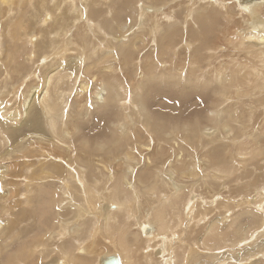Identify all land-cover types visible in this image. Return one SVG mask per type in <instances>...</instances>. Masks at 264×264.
Wrapping results in <instances>:
<instances>
[{"label": "rangeland", "instance_id": "374dc122", "mask_svg": "<svg viewBox=\"0 0 264 264\" xmlns=\"http://www.w3.org/2000/svg\"><path fill=\"white\" fill-rule=\"evenodd\" d=\"M87 1L88 0H73L74 4L79 7H76L79 10V13L82 14V17L77 19L81 24L80 26L75 24V22L70 18L71 10L69 9L72 8L73 4L69 3V0H25L24 2H18L19 4L16 3L15 5H13V7L11 8L13 10L12 13H10L11 15L9 14V10H7L8 15H0V44L2 46L0 48V80L2 79L0 81V83L2 84H0V140H2V142L0 141V189H2V191H0V221H2V226L0 227V264H56L60 259V256H62V253L58 251L62 233V230H59V226L61 225L62 228V224L64 222L62 221V219L69 222L67 224L68 226L73 223L72 220L74 218V215L71 214V210L68 208L69 203H66L64 205L66 209H63L64 206H62L61 204L68 201L70 203L72 202V204L81 203L84 208L86 206L84 205V201H86V195L80 192V187L78 186L77 182L80 183L81 181V183H83V181L86 180L85 182L89 183L90 187L86 185L85 182L83 183V185H86V188H90V190L89 188L87 189L91 191L90 194L93 193L99 196L107 195L106 189L108 188H111L110 190L108 189L109 191L114 190V184L116 183V177H113L111 182L107 181L104 185L100 183L98 184V180H95V182L92 183L91 181L93 177H89V174L86 172V167H84L83 164L77 162H74L73 165H71V163L68 164V162H65L66 157L61 150H57V152L51 144L49 145L47 143L40 142L35 138L33 139L32 134L30 133L35 131L37 127L40 126V123H38V125H35L36 121L39 122V120L35 118V115L31 116L30 120L32 121L26 118V116L34 114V111L30 110L29 113L25 115L26 108L24 105V101L26 100L28 92L30 91L31 85H37L39 87V90L41 91L44 88L47 75L49 76L53 73H57L61 74L64 78L65 75H70L69 80H63L61 83L60 91L65 93V102L62 105V112L65 113L64 115L61 113V111H59V113L61 114L60 121L62 119L61 129L64 128V122L67 120L68 115L70 120L66 122V129H68L72 124H77H75L77 126V135L70 141V145L74 146L70 150L71 157L76 158V156L79 155L82 157L84 156L85 150L82 149L79 145V142L81 140H88L91 143L90 146H92L98 143L99 140V142H103L110 141L116 138L115 140L117 143L121 141V143L123 144V149L120 151L121 154L119 155L120 158L115 156L114 151H110L111 149H105L102 152H99V156L101 155L104 163H106L107 165L109 163L111 167L117 165L121 157L128 151L133 152L138 158L140 156H142L143 158L152 156L153 145L151 139L154 137L151 135L155 134V130H160V123H163L168 130L171 129L170 131H174V127L176 125L187 124L190 127H194L195 129H197L201 134V130L204 127L217 129L216 125L210 124L207 120L208 116L210 115V111L221 110L229 103H233L234 107L238 109L242 107L245 108L249 103L253 104L254 102V99H252L253 95L248 84H246L245 87L246 89L250 90V97H240L241 102L239 103H241L242 106H240L239 103H236V100H228L222 102L221 97L223 93L215 94L210 89V87L208 88L205 86V83L209 81V75L207 73L211 72V69H208L207 66L203 67V70L201 72H197L195 80L188 83L185 82L187 80L186 76L190 72L186 61L190 58L192 47L193 49L197 47V64L199 66H203L205 61H208L207 59H205L204 61V54L206 51L205 49L222 44L220 41H218V37H220V34L216 30H223L224 27L228 29L230 26H232V24L234 25L233 28H236L239 25V19L234 18L233 21H225L223 20L225 13L219 12L216 8L208 10L206 5H203L202 3L200 4V2H196L193 4V6H197L195 8L196 10L203 9L206 13V16H212V18L214 19H212L211 21L208 20L207 22L203 23V25L197 23L196 28L193 24L189 25L190 27L188 28V30L190 29V36L185 35V32L182 33L184 35V38L187 37V40L183 42L179 41V44H176V42L173 43L170 52L166 51L165 56H170L172 60L171 62L169 59H166V65H160L158 61H156V57L158 56L159 51L154 50L153 52H151L152 49H155V44L152 41L148 44L146 49L143 48L140 53H138L136 56H133L134 58L130 61L128 70L123 69L120 60H118V56H116V58L113 59L114 61L112 62H114L113 65L116 66V69H118V67L120 66L121 71H110L109 76L105 77V79L116 85L118 93L120 97L121 95L122 97L117 104H112L111 106H108L104 109L99 108V110L94 111L91 107V91L96 87L95 82L91 80L93 83L91 82V85L90 87H88L87 93L84 97L76 95L78 85L83 80L90 81V77L92 75H97L99 73L98 69L100 66L96 65L95 63L100 59L101 55L103 54V50L111 46V44L108 43L111 39V33H108L109 30L107 27L108 25H111V28L114 31H118L116 24H112L111 22L113 16H119L120 19L123 17V20L131 19L132 21H137L138 5L135 4V0H130L129 2L126 0ZM195 1L196 0H193L192 3ZM229 2L232 3L231 0H229ZM2 4L7 5L9 3H5L3 0ZM188 4L189 1L187 0H181L179 2V5L175 8L176 10L172 14L175 15V18L177 19L175 20V23L176 21H183L185 17H188L189 14H187L186 12H189L193 8L191 4ZM55 7H59L58 11L54 10ZM100 10L102 12H100ZM234 11L236 12V9H234ZM262 13V15L264 16V11ZM52 14L55 17L56 22L54 21L53 16V19L50 21L49 15ZM121 15L122 17H120ZM229 15L230 13H227V16ZM15 19H18V24L20 27H15L16 29H14V31H11L10 35H7L6 28L9 26L10 20L16 22ZM43 23H45V25ZM175 23H173L171 26L167 25V23L165 22L161 23L162 25L160 26V31L164 29L167 30L168 33H171L175 31L173 27L181 28V23ZM92 25H95L96 28H94ZM203 26H206V28H203ZM75 29H83L84 32H89V38L86 36V39L84 41H81L82 43L77 42V40L74 38V33L72 34ZM134 30H137V25L135 26ZM145 31L146 29H143L137 31L136 33L141 34L145 33ZM14 33L19 35V37H15ZM195 34H197V36ZM7 36H11V38L13 37V41L12 39L10 40ZM63 37L65 38L63 39ZM69 37H71V40L75 41L78 46L75 45V48L72 47L71 50L74 52H69L67 54L83 58L85 57L86 59L81 61L80 64L76 62V67L74 66L73 61L68 62L65 64V66L60 67L57 64V60L61 59L65 61V59L67 58V54L60 55V53L61 48L63 49L62 46H65V43L67 42ZM173 37L174 36H172L171 38ZM86 42H91L89 44L90 46L86 44ZM60 45L61 47H59ZM112 46L111 49H113ZM222 46L227 47V50L223 53L218 52L219 55L214 56V60L211 61L214 67L217 66V61L220 59L221 63L223 62L227 65H230L234 61L231 58V56H233L234 54H231L230 45H226L223 43ZM81 47L84 52L80 49ZM55 49L59 50V54L56 53L57 50ZM2 50H9V54H6V52ZM114 50L116 51V48H114L113 51ZM147 52L149 53L147 54ZM33 53L35 54V57L30 58ZM128 53L132 54V52L129 50ZM176 53L178 55H176ZM184 54L186 55L184 56ZM147 55L150 59L153 60V72L156 77V82H150L145 88L144 83L148 81V77H145V75L147 76V73L146 62L144 58ZM248 55L249 54H243V56L236 55V63H243L245 58H249ZM169 63L171 64V66ZM175 64L178 65V68L181 70V74H184V76L182 78L176 76V79L173 80L171 78V75H175ZM163 66L166 67L163 69ZM65 67L66 70H64ZM83 75L85 76L83 77ZM5 79L6 81H4ZM10 80L11 82H8ZM3 81L4 83H2ZM134 86L136 87V93L142 94L145 102L147 101L146 113H148L151 119L155 120L156 128H153V126L151 125L148 126V124L143 125L142 120L145 113L134 114L136 113L135 108L133 107L135 99L133 95V93H135ZM53 87L54 84H52L51 90H53ZM60 91L53 93V97L56 98ZM240 91H243V89H241ZM35 99L37 102L35 101ZM29 100L30 99L28 98L26 101ZM32 101L34 102L33 106L36 107L35 112L37 113L39 111L37 93L32 97ZM86 103L89 104L88 107L91 115L89 114L87 116H81V118H78L77 113L79 110V106ZM123 104L128 106H125ZM8 110L11 111L9 112ZM261 113L262 111L260 110L255 112L250 124L247 123L248 121L246 120L244 126L241 125L240 119L236 120V122L230 123L233 127H235V131L237 130L238 133H235L237 137V144L230 150V153L227 155V157L225 156L224 151L215 150L217 145H220V142L215 143V148L206 146V143L201 142L203 144L202 150H190L192 151V153L195 151L196 153L194 156L192 155V153H189L188 155L191 156L195 161H199V159L196 160V158H199L201 157V155H203V153L210 151L213 154L214 160L221 161L222 167L225 169H229L232 163L228 164V161L230 157L235 153L234 151L236 148H238V145L250 144L252 142V137H256L258 136L257 133L264 131V122ZM11 115H16L17 118V120H15L13 123L10 121ZM16 121L19 122L17 123ZM20 123L21 126L25 125L24 123H26L24 129L23 126L22 129L20 128ZM260 124L261 127L257 132L256 129L254 130V128L259 126ZM120 126L122 129L120 128ZM133 127L138 129V136L143 140H146V143H148V145L150 146L149 150L145 151L144 153L140 152L137 149V144H135L137 134L134 132L135 130L133 129ZM124 128H126L127 131L126 129L124 130ZM25 130L27 131V133H25ZM18 131L19 133L21 132V135L17 133ZM116 131L118 132L117 135H115ZM119 132H123L125 135H127V137L130 138V142H127V145L123 140H120L121 135ZM9 134H11V136ZM189 135L190 134H188V136ZM211 135L210 137H212ZM182 143L183 145L188 144L189 146L190 142H187L186 140L184 141L183 139ZM262 147L264 148V142L262 144ZM56 152L60 153L61 157L56 154ZM109 152L111 153V155ZM9 153H11V155ZM113 157L119 158V160L115 159V162L113 161L112 163V160L114 159ZM258 157L261 156L258 155ZM168 159L169 156L167 155L165 160ZM257 161L258 159L255 158L252 163L256 164ZM187 162H189V159ZM53 163L54 165H52ZM167 164L168 161L166 163H162L160 159H157V161L153 162L150 165L149 169L142 174V178L145 181L144 185H146V190L145 188L142 190L150 195H145L146 193L143 191L139 192L141 191V187H143L144 185L139 184L137 190L132 189L133 186H130L131 188L125 186L120 187L119 197L124 206V213L122 212L121 214H119L118 218L121 219L122 215L126 213L127 214L124 215L126 217H130V215L132 216V214H134L136 218L131 217L130 221L133 224V227L136 228V221L139 218L140 220H143L148 215L150 217L154 210L160 208L159 203L164 202V198L169 195L170 191H173V188L170 187L171 183H169L167 180L169 176L164 173L167 170ZM259 165L260 169L247 164V169L242 171L240 170V167H238V165L233 166L229 170V174H227V176H223V178L220 179L221 181L213 180L210 175H205L204 168L201 169V167H195L193 169H189L188 173L190 172L191 177V174L193 173L194 175L197 174V176L184 180H181L179 178V180L175 181V183H180V185L182 186L179 189L180 199L178 200L177 211H171V209H169L166 213L172 233L170 235L163 234L155 239H151V241L149 242L142 241L141 243H138L132 238H129L128 246H130L131 251L133 252V257L135 259L133 264H165L166 259L168 263L169 261H171L170 264H264V224L261 227L257 225V222L253 215V211H251L252 216H248L250 213L248 208L254 209V205H249V201L252 198L256 197V189L254 190V188H256V186L259 188H264V168L261 167V165H264V161H260ZM35 168L37 169L35 170ZM80 168H84V172L77 173L78 169ZM158 168H160L163 173H160ZM52 171L53 173H51ZM70 172H72L73 175L72 173L69 175ZM248 172L250 173V175L242 176L243 174H248ZM78 174H80L81 176H79ZM24 175L26 179L24 178ZM212 175L219 177L218 174L212 173ZM56 178L59 180V183L58 181L56 182ZM237 178L239 180H237ZM65 179L68 181L67 184H63V181ZM204 180H207L206 182H208V184H206L209 185L208 188L205 187ZM130 183H134V179L131 180ZM221 184L224 186V189L223 195H218L217 198L219 199L216 198V200L214 195L212 199L209 198L208 195H206V189L209 188H211L212 190L211 193H217V188ZM110 185H112L113 187ZM30 187L32 188L29 189ZM228 188L230 189V192ZM65 189L66 191H64ZM124 189L125 191H123ZM103 192L105 193L103 194ZM46 193H48V195ZM135 193L136 195H141L142 193L143 194L139 198L134 199L133 195H135ZM56 195L58 197L61 196V202H57V200L55 199ZM129 196H132V199H130ZM26 198L28 200H26ZM257 198L258 200H261L259 197ZM138 200L139 202H137ZM170 200L171 198L169 197V201ZM225 200H228V204H232L234 206L233 209L225 208V205H223ZM263 200L264 199H262V201ZM100 202L101 200H99L98 204H100ZM133 203L136 204L134 208ZM137 204L139 205V211L141 213L137 211ZM56 205L57 207L59 206V208H61V214L59 216L56 214ZM192 208L194 209L192 210ZM132 209H134L135 211L132 212ZM96 211H98L97 208ZM67 212L70 214L68 215ZM192 212L194 214H192ZM244 212L246 213V215L243 214ZM203 214L204 216H202ZM53 222L55 226L53 225ZM211 225H214L215 229L217 230L216 235L214 236L207 234ZM85 227L88 228V224H86ZM59 231L61 233H58ZM134 232H137V229H134ZM4 236L6 239L4 238ZM43 239L44 241H46L44 242ZM167 240L171 241L166 242ZM53 243L55 244L54 246ZM204 243L205 245H207V247L203 246ZM46 244L48 245L46 246ZM36 245H39V248ZM176 246H178V248ZM169 247H176L177 250L176 248H172L170 253ZM15 252H20L21 254ZM109 253H114V249H111V251L106 255H109ZM14 256H18V258L16 257L18 260H15ZM172 258L174 259V262L172 261ZM13 259L15 262L17 261V263H14ZM10 260L12 263L10 262ZM85 264H90V262ZM94 264H98V262L96 261Z\"/></svg>", "mask_w": 264, "mask_h": 264}, {"label": "bare ground", "instance_id": "6f19581e", "mask_svg": "<svg viewBox=\"0 0 264 264\" xmlns=\"http://www.w3.org/2000/svg\"><path fill=\"white\" fill-rule=\"evenodd\" d=\"M15 1L16 0H4L5 3H9L7 5H4V4H2L3 0H0V15L1 14L8 15L7 10H9V14L12 13L13 10L11 8L13 7V5H15L18 2L19 3L22 1L24 2L25 0H22V1L17 0L16 3H15ZM126 1L129 2L130 0H126ZM178 1L180 2L181 0H135V4L138 5V10H137L138 11L137 12L138 13V19H137V21L136 20L132 21L131 19L123 20L122 15L120 16V17H122L121 19L119 18V16H116V17L113 16L111 22H112V24L113 23L116 24V27H117L119 32L114 31L111 28V25H108L107 28L109 30L108 33H111V39H110L111 41L109 40V42L108 41L107 42L109 44H111V46L113 43L112 47H113V49L116 48V51L115 50L113 51V49H111V46L109 48H106L103 50V54L101 55L100 59L95 63L96 65L100 66L98 69L99 73L97 75H92L90 77V81L83 80L78 85L76 95H79L80 97H84L85 94L87 93L88 87H90V85H91V82H92L91 80H93V82H95V84H96L95 89L91 91L92 92L91 107L93 108V110L97 111V110H99V108L104 109L108 106H111L112 104H117L120 101L122 95L120 97L118 90L116 88V85H114L113 83H111L105 79V77L109 76L110 71H112V72H115L116 70L121 71L120 66L118 67V69H116V66L113 65V63H114V62H112V61H114L113 59H115L116 56H118V58H119L118 60H120L122 66H123V69L128 70V67L130 66V61L134 58L133 56H136L138 53H140V51L143 48L146 49L148 44L152 41L155 44V49H152L151 52H153L154 50L159 51V54L156 57L157 58L156 61H158V63L160 65L161 64L166 65V62H165L166 59H169L172 62L170 56H165L166 51L170 52V49H171V46L173 43L176 42V44H179V41L183 42V41L187 40V37L184 38V35L182 33L185 32V35L190 36L189 35L190 29L188 30V28L190 27L189 25L193 24L196 28L197 23L203 25V23L207 22L208 20L211 21L212 19H214V18H212V16H206V13L204 12L203 9H201V10L195 9L197 6H193V4L196 2H200V4L202 3L203 5H206L208 10L216 8L219 12L225 13L224 19H223L225 21H233L234 18L239 19V25L236 28H233L234 25L232 24V26H230L228 29L226 27H224L223 30H220V29L216 30L215 29L220 34V37H218V41H220L222 44L224 43L226 45H230L231 54H234L233 56H231V58L234 61L231 64L229 63L230 65H227V64H224L223 62L221 63V59H220L217 61L218 67L217 66L214 67L212 65L211 61L214 60V58H215L214 56L219 55L218 52L223 53L227 50V47H224L221 44V45H216L214 47L212 46V47L206 48L205 49L206 51L204 54V56H205L204 61H205V59H207L208 61H205L203 66H199L197 64V59H198L197 53H196L197 47H195L194 49L192 47V49H191L192 52H191L190 58L186 61L187 65L190 69V72L187 74V76H186L187 80L185 82L188 83L190 81L195 80L196 76H197V72H201L203 70L202 68L207 66L208 69L209 68L211 69V72L207 73L209 75L208 76L209 81H207L205 83V86L208 88L210 87V89L215 94L223 93V95L221 97L222 102H225L228 100L229 101L236 100V103H239V102H241L240 97H247V96L250 97V95H249L250 90L246 89V87H245L246 84H248V86L251 89V92L253 95L252 99H254V102H253V104L249 103L245 108L242 107V108L238 109V108L234 107L233 103H229L221 110L210 111L209 112L210 115L208 116L207 120L209 121L210 124L216 125L217 129H213L211 127L210 128L204 127L201 130V134L198 132L197 129H195L194 127H190L187 124L176 125L174 127V131H170L171 129L168 130L163 123H160V126H159L160 130H155V134L151 135L154 137L151 139V142L153 145L152 156H148L146 158H143L142 156H140L138 158L133 152L128 151L127 153H125L121 157V159H120V161H118L117 165L111 167L109 165V163H108V165L106 163H104L103 158H101V155L99 156V152H102L105 149H107V150L111 149L110 151H114L115 156L119 157V155L121 154L120 151L123 149V144L121 143V141L119 143H117L115 140L116 138H114L113 140H110V141H103V142H99L100 140L98 139L99 140L98 143H96L92 146H90L91 143L88 140H81L79 142V145L81 146L82 149L85 150L84 156L82 157L79 155V156H76V158L71 157L70 150L74 146L70 145V141L73 137H76V135H77V126H76L77 124L76 123H75L76 125L72 124L68 129H66V125H67L66 122L68 120H70L69 115H68L67 120L64 122V128L61 129L62 119L60 121L61 114L59 113V111H61V113L63 115L65 113V112H62V105L65 102V93L60 91L61 90V83L63 80H69L70 75L69 74L65 75V78H64L61 74L53 73V71H52V73H53L52 75H49V76L47 75L44 88L41 91L39 90V87L37 85H35V84L31 85L30 91L28 92V95L26 97V100L28 98L30 100L29 101L25 100L24 105L26 108L25 115H27V113H29L30 110L34 111V114H31L30 116H26V118H28V120H30L31 116L35 115V118H37V120H39V122L36 121L35 125H38V123H40V126H38L36 130L34 128L35 131L30 133V134H32L33 139L35 138L36 140H38L40 142H44V143H47L49 145L51 144L54 147V149H56V151L61 150L66 157L65 162H68V164L71 163V165H73L74 162L83 164V166L86 167V170H87L86 172L89 174V177H93L92 181H91L92 183H94L95 180H98V184L100 183V184L104 185L107 181L111 182L113 177H116V183L114 184V190L109 191L111 188L110 189L108 188L109 190L106 189L107 195H102V196L101 195L100 196L95 195L93 193L90 194V192H91V191H89L90 190V188H89L90 184L86 183L85 182L86 180L83 181V183L85 182L86 185L89 186V187L87 186L89 188V190H87L88 188H86V185L84 186L83 183H81V181L79 179L81 184L79 182H77V184L80 187V192H82L86 195V201H84L85 202L84 205H86L85 208L81 205V203L80 204L79 203L72 204V202L70 203L67 201V202H63L61 204L62 206H64L66 203H69L68 208L71 210V214L74 215V218L72 216V218H73L72 222L73 223L68 225V226H67V224L69 222L62 219V221H64L62 224V228H61V225L59 226V230L60 231L62 230V233L60 231L58 233H61L62 239L60 238V242L58 241L60 244L58 251L60 253H62V256H60V259L57 257L59 260L56 264H85L88 262H90V264H94L96 261L98 262V264L99 263L108 264V263H111L113 261H116L118 264H133L135 259L133 257V252L131 251L130 246H128L129 238H132L134 241L141 243L142 241L149 242V241H151V239H155V238H157L163 234L170 235L172 233L171 226L169 225L166 213L168 212L169 209H171V211H175V210L177 211L178 200L180 199L179 198L180 197L179 196L180 195L179 189L182 186L180 185V183L179 184L175 183V181L179 180V178L181 180H184V179H188V178H192V177L197 176V174L194 175V173H193V174H191L192 175V177H191L190 172L188 173L189 169H193L195 167H201V169L204 168V174L205 175H210V177L213 180L221 181L220 179L223 178V176H225V175L227 176V174H229V170L233 166L238 165V167H240L241 171L247 169V167H246L247 164H250V166H254V167L260 169L259 162L264 161L263 160L264 159V148L262 147V144L264 142V131L257 133L258 136L252 137V142L250 144H239L238 145V148H236L234 151L235 153L230 157V159L228 161V164L232 163L231 167L229 169L223 168L221 165V161L214 160L213 154L210 151L205 152V153H203V155H201V157L196 158V160L199 159V161H195L191 156L188 155L189 153H192V151H190V150H202L203 144L201 142L206 143V146H211V148H215V143L220 142V145H217L215 150L224 151V154L227 157V155L230 153V150L237 144V137H236L235 133H238L237 130L235 131V127H233L230 123L236 122V120L240 119L241 125L244 126V124L246 123V120L248 121L247 123L250 124V122L252 121V118L254 116V113L259 111V110L262 111L261 116H263L262 119L264 122V16L262 15L263 14L262 12L264 11L263 10L264 9V0H231L232 3H230L229 0H196L193 3H192L193 0H187V1H189V4H191L193 8L189 12H186L189 15H188V17L184 16L185 18L183 21L182 20L176 21V23H181L180 24L181 28L180 27H173L175 29V31L171 32V33L170 32L168 33L167 30H164V29H162V31H160L161 30L160 26L162 25L161 23L165 22V23H167V25L171 26L173 23H175V20H177L175 18V15H172V14L176 10L175 8L179 5ZM69 3L73 4L72 8L69 9V10H71L70 18L75 22V24L80 26L81 24L77 20L80 17H82V14L79 13V10L77 9L79 7H77L74 4L73 0H69ZM42 7H43V5H42ZM59 7H57V8L55 7L54 10L58 11ZM184 7H186V6H184ZM203 7H205V6H203ZM91 9H93V8H91ZM185 9H187V8H185ZM234 9H236V12L234 11ZM17 10H18V8H17ZM96 10H97V8H96ZM100 12H102V11L100 10ZM227 13H230L231 16L230 15L227 16ZM84 15H85V13H84ZM49 16H50V21H51L53 19L52 16L54 17V15L52 14ZM96 16H98V15H96ZM97 18H99V17H97ZM54 21H55V17H54ZM18 22H19L18 19L16 20V22H13V20H10V24L6 28V34L7 35H10L11 31H14V29H16L15 27L19 26ZM94 22H96V21H94ZM43 24L45 25V23H43ZM136 25H137V30L135 31L134 28ZM244 25H245V27H244ZM92 26L94 28H96L95 25H92ZM52 27H54V26H52ZM183 27H185V28H183ZM204 27L206 28V26H203V28ZM214 28H215V26H214ZM78 29H75V31L72 32V34L74 33V38L77 40V42L84 41L86 39V36L89 38V36H88L89 32L86 33V31L84 32L83 29H80V30H78ZM143 29H146L145 33H141V34L136 33L137 31L143 30ZM91 32H93V31H91ZM14 35H15V37H19V35H17L16 33H14ZM195 35L197 36V34H195ZM172 36H174V37L171 38ZM7 37L10 40L12 39V41H13V37L12 38H11V36H7ZM64 38L65 37H63V39ZM36 39H37V37H36ZM63 39H62V41H63ZM78 39H80V40H78ZM92 40H93V38H92ZM99 42H100V40H99ZM90 43L91 42H89V43L86 42V44H88V45ZM75 45H77L76 42L71 40V37H69V39L65 43V46H62L63 49L61 48L60 55L67 54L69 52H74L71 49H72V47L75 48ZM84 45H85V43H84ZM98 46H97V48H98ZM1 47L2 46L0 44V48ZM59 47H61V45ZM82 47H84V46H82ZM82 47L80 48L81 50H82ZM86 47H87V45H86ZM55 50H57V49H55ZM128 50L131 51L132 54L128 53ZM2 51H5L6 54L7 53L9 54V50H2ZM58 51L59 50H57V52L56 51L55 52L58 53ZM33 52H34V50H33ZM43 53H45V52H43ZM148 53L149 52H147V54ZM58 54H57V56H58ZM243 54H246V55L249 54L248 56L250 58V61H249V58H245L243 63H236V60H235L236 55L243 56ZM67 55L68 56H66L67 58L65 59V61L61 60V59L57 60V64L60 67L65 66L66 63L72 62V61L74 62V66H75V64H77L76 62H78V64H80L81 61L86 59L85 57L84 58L79 57V56L77 57V56H73L71 54L70 55L67 54ZM176 55H178V54L176 53ZM185 55L186 54H184V56ZM34 57H35V54L33 53L30 58H34ZM89 58H92V57H89ZM144 60L146 62V73H147V76L145 75V77H148V81L144 83V87L146 88V86L150 82H153V83L156 82V77H155V74L153 72V60L150 59L148 57V55L144 58ZM238 60H240V59H238ZM41 61H43V60H41ZM177 61H179V60H177ZM28 62H29V60H28ZM175 65H176L175 66V68H176L175 75H173V74L171 75V78L173 80L176 79V76H179L181 78L184 76V74H181V70L178 68V65L177 64H175ZM170 66H171V64H170ZM43 67H45V66H43ZM165 67L166 66H163V69ZM64 70H66V67ZM88 71H86V72H88ZM49 72H51V71H49ZM49 72H47V73H49ZM82 72H84V71H82ZM87 74H89V73H87ZM91 74H93V73H91ZM84 76L85 75H83V77ZM4 81H6V79ZM4 81L2 83H4ZM8 82H11V80ZM52 84H54L53 90H51ZM211 84H213V85H211ZM241 89H243V91H240ZM135 90H136V87L134 86V92L135 93H133V95H134L135 99H134L133 107L135 108V112H136L134 114L145 113L144 118L142 120L143 125L148 124V126L151 125V126H153V128H156L155 127L156 126L155 120L151 119L149 117L148 113H146L147 101L145 102L143 95L136 93ZM58 91H60V92L58 93L57 97L56 98L53 97V93L58 92ZM247 91H248V93H247ZM1 93H2V91H1ZM9 93H11V92H9ZM36 93L38 94V103H39V111L37 113L35 112L36 107L33 106L34 102L32 101V97L34 95H36ZM35 101H36V99H35ZM249 102H250V100H249ZM239 104H240V106H242L241 103H239ZM86 105H87V107H86ZM123 105H125V104H123ZM88 106H89V104H87V103L81 104L79 106V110L77 113L78 118H81V116H87L90 114V110H89ZM125 106H128V105H125ZM8 111L10 112L11 110H8ZM10 118H11L10 121L12 123L15 120H17L16 115H11ZM30 121H32V120H30ZM16 122L18 123L19 121H16ZM26 123H27V121H26ZM26 123H24V124L26 125ZM25 125H22L23 129H24ZM20 126H21V123H20ZM22 126L20 127L21 129H22ZM260 127H261V124L259 126L255 127L254 130L256 129L258 132ZM17 128H16V131H17ZM120 128H121V126H120ZM125 129L126 128H124V130ZM133 129L135 130L134 132L137 134L136 139H135V144H137V149L140 152L144 153L145 151L149 150L150 146L148 145V143H146V140H143L141 137L138 136V129L135 127H133ZM21 131H23V130H21ZM126 131H127V129H126ZM17 133H19V131ZM25 133H27V131ZM117 133L118 132L116 131L115 135H117ZM119 133L121 135L120 140H123L125 142V144L127 145V142H130V138L127 137V135H125L123 132H119ZM188 134H190V135L188 136ZM9 135L11 136V134H9ZM210 135L212 137H210ZM22 136H23V132H22ZM131 136H132V134H131ZM183 139H184V141L186 140L187 142H190L189 146H188V144L183 145V143H182ZM0 141L2 142V140H0ZM223 141H225V142H223ZM209 148H207V149H209ZM125 151H126V149H125ZM23 152H25V151H23ZM57 152H56V154H58L61 157V154L57 153ZM195 153H196V151L193 152L192 155L194 156ZM9 154L11 155V153H9ZM110 155H111V153H110ZM167 155L169 156V159L165 160ZM258 155L261 156L263 159L261 157H258ZM219 156H222V155H219ZM18 157H20V156H18ZM119 158H114L112 160V163L115 159L119 160ZM218 158H220V157H218ZM255 158H257L258 161L256 162V164H253L252 162ZM157 159H160V161L162 163H166L168 161L167 170L164 173H166L169 176V178L167 177L168 179L167 178L166 179L168 180L169 183H171L170 187L173 188V191H170V192L168 191L169 195H167L164 198L165 201L159 203L160 208L159 209L157 208L156 210H154V212L152 213V215L150 217L148 215L143 220H140V218L139 219L137 218L138 219L136 221L137 226L135 228V227H133V224L130 221L131 217L136 218V216L134 214H132V212L135 211L134 209H132V212H131L132 216L131 215H130V217L124 216L127 214L126 213V214L122 215L121 219L118 218V215L123 212V207H124L123 203L121 202V199L119 197L120 187L121 186L122 187L123 186H125V187H130V186L132 187L133 186L132 189L137 190L139 184L144 185L145 181L142 178V174L145 171H147L149 169L150 165L153 162H156ZM188 159H189V162H187ZM39 161H41V160H39ZM106 161H107V159H106ZM52 165H54V163ZM53 167H55V166H53ZM261 167L264 168V165L263 166L261 165ZM37 168H35V170ZM158 169H159L160 173H163L160 168H158ZM69 170H70V168H69ZM83 170H85V169L80 168V169H78L77 173L78 172L82 173V172H84ZM195 171H196V169H195ZM51 173H53V171ZM71 173L72 172H70L69 175ZM212 173L218 174L219 177L212 175ZM72 175H73V173H72ZM78 175L81 176L80 174H78ZM157 175H159V174H157ZM246 175H250V173L248 172V174H243L242 176H246ZM71 177H74V176H71ZM24 178H25V175H24ZM202 178H204V177H202ZM34 179H36V178H34ZM133 179H134V183H130L131 180H133ZM145 179H146V177H145ZM61 180H62V178H61ZM237 180H239V179L237 178ZM57 181L59 183V180L56 178V182ZM206 181L207 180H204V185L206 188H208L209 185H207L208 182H206ZM41 182H42V180H41ZM67 182L68 181L65 179L63 181V184H67ZM198 183H196V184H198ZM44 184H46V183H44ZM70 185H72V184H70ZM151 185H152V183H151ZM74 186H75V184H74ZM110 186H112V185H110ZM145 186L146 185L141 187V189H140L141 191H139V189H138V191L142 192L143 191L142 189H144ZM186 186H187V184H186ZM201 186H203V185H201ZM27 187H28V185H27ZM193 187H191V188H193ZM31 188L32 187H30L29 189H31ZM168 189H170V188H168ZM223 189H224V186L222 184L220 186H218V188H217L218 192L217 193H211L212 192L211 188L206 189V195H208V197L211 199L215 196V199H216L218 197V195H223ZM255 189H256V193H255L256 197L252 198L249 201L250 202L249 205H254V209L248 208L250 211L248 216H252L251 211H253L254 212L253 215H254V218L257 222V225H259L261 227L264 224V200L262 201V199H264V188H259L256 186V188H254V190ZM145 190H146V188H145ZM64 191H66V189ZM123 191H125V189ZM154 191H155V189H154ZM143 192H145V191H143ZM229 192H230V189H229ZM229 192H226V193H229ZM26 193H27V191H26ZM63 193H65V192H63ZM104 193L105 192H103V194ZM130 193H128V194H130ZM145 193H146L145 195H150V194H147V192H145ZM191 193H193V192H191ZM46 194L48 195V193H46ZM142 194L136 195V193H135V195H133V198L137 199L140 196H142ZM29 195H31V194H29ZM193 195H195V194H193ZM131 197L129 196L130 199H132ZM169 197L171 198L170 201H169ZM257 197H259L261 200H258ZM33 199H34V197H33ZM55 199L57 200V202H61V196L58 197L56 195ZM217 199H219V198H217ZM26 200H28V199L26 198ZM99 200H101L102 203L100 202V204H98ZM130 202H129V204H130ZM132 202H133V200H132ZM137 202H139V200ZM50 203H52V202H50ZM223 205H225V208H227V209L228 208L233 209V207H234L232 204H228V200H225ZM135 206H136V204L133 203V208ZM56 207H57V205H56ZM96 208L98 211H96ZM63 209H66L65 206ZM193 209L194 208H192V210ZM137 211L140 212L138 204H137ZM62 212H63V210H62ZM56 214L58 216L61 214V208H59V206L56 208ZM69 214L70 213H68V215ZM192 214H194V213L192 212ZM243 214L246 215L245 212ZM66 215H64V216H66ZM202 216H204V214ZM61 217H62V215H61ZM55 219H56V217H55ZM62 221H61V223H62ZM1 222L2 221H0V227L2 226ZM57 222H56V224H57ZM134 222H135V220H134ZM86 224H88V228L85 227ZM53 225H54V222H53ZM239 227H240V224H239ZM134 229H137V232H134ZM216 232H217V230L215 229V226L211 225L209 227L207 234L214 236V235H216ZM7 237H8V234H7ZM57 237H59V236H57ZM4 238H5V236H4ZM45 238H46V236H45ZM44 239H43V241H44ZM170 241L171 240H167L166 242H170ZM5 244H6V242H5ZM47 245L48 244H46V246ZM54 245L55 244L53 243V246ZM203 246L207 247V245H205V243L203 244ZM37 247L39 248V245ZM176 247L178 248V246H176ZM176 247H169V252L171 253L172 248H176ZM177 248H176V250H177ZM111 249H114V253H112V254L109 253V255H106V254H108V252L111 251ZM15 253H18V252H15ZM14 257H15L14 258L15 260L18 258V256H14ZM22 258H21V260H22ZM14 259H13V261H14ZM95 259H96V261H95ZM172 261L174 262L173 258H172ZM10 262H11V260H10ZM170 262L171 261H169V263H168L167 259H166L165 264H170ZM14 263H17V261L16 262L14 261Z\"/></svg>", "mask_w": 264, "mask_h": 264}, {"label": "water", "instance_id": "95a60500", "mask_svg": "<svg viewBox=\"0 0 264 264\" xmlns=\"http://www.w3.org/2000/svg\"><path fill=\"white\" fill-rule=\"evenodd\" d=\"M108 264H118L116 261H113L111 263H108Z\"/></svg>", "mask_w": 264, "mask_h": 264}, {"label": "snow or ice", "instance_id": "6c2138e0", "mask_svg": "<svg viewBox=\"0 0 264 264\" xmlns=\"http://www.w3.org/2000/svg\"><path fill=\"white\" fill-rule=\"evenodd\" d=\"M0 191H2V189H0Z\"/></svg>", "mask_w": 264, "mask_h": 264}]
</instances>
